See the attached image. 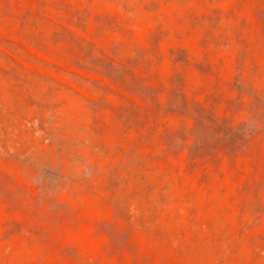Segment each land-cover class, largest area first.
Here are the masks:
<instances>
[{
	"label": "rangeland",
	"instance_id": "rangeland-1",
	"mask_svg": "<svg viewBox=\"0 0 264 264\" xmlns=\"http://www.w3.org/2000/svg\"><path fill=\"white\" fill-rule=\"evenodd\" d=\"M0 264H264V0H0Z\"/></svg>",
	"mask_w": 264,
	"mask_h": 264
}]
</instances>
